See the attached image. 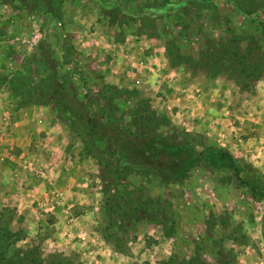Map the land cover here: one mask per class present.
Listing matches in <instances>:
<instances>
[{
  "label": "rangeland",
  "instance_id": "rangeland-1",
  "mask_svg": "<svg viewBox=\"0 0 264 264\" xmlns=\"http://www.w3.org/2000/svg\"><path fill=\"white\" fill-rule=\"evenodd\" d=\"M179 1L39 0L44 13L0 0V228L13 248L46 264H264V193L202 166L167 180L101 162L64 110L35 99L55 82L89 118L223 147L264 179V73L243 87L228 67L213 74L189 61L210 42L237 40L260 46L264 68V21L253 19L264 12L258 0H233L250 18L229 0ZM139 103L158 124L133 118ZM124 188L168 204L171 230L114 216Z\"/></svg>",
  "mask_w": 264,
  "mask_h": 264
},
{
  "label": "trees",
  "instance_id": "trees-1",
  "mask_svg": "<svg viewBox=\"0 0 264 264\" xmlns=\"http://www.w3.org/2000/svg\"><path fill=\"white\" fill-rule=\"evenodd\" d=\"M7 1L17 3L22 1L28 4L29 8L44 13H47V7L50 6V4L38 2L39 0ZM96 1L103 6L107 3V0ZM185 3L187 0H180L175 5L181 6ZM229 3L233 4L245 17H251L250 14L242 12L235 1L229 0ZM258 3L257 9L264 12V0H258ZM253 19L261 24L264 21L261 19V14L254 16ZM259 49L260 46L257 43L248 44L242 48L237 40H219L210 42L197 59L189 61L213 74L221 73L225 67H228L236 83L244 87L259 81L264 73L262 61L256 57V51ZM184 60L188 59L184 58ZM51 78L55 79V74L49 72L46 79L51 82ZM54 83L51 82L50 87L43 86L42 94L35 97L36 102L41 105L52 103L56 109L64 110L69 116L71 128L79 132L91 154L101 162L105 157H110L115 158L117 164L122 167L137 169L149 167L167 180L185 175L193 166H202L210 170L231 172L240 186L264 193V179L260 172L250 165L242 164L227 149L210 145L203 150H197L190 144L176 142L172 136H150L143 131L136 132L117 127L101 116L89 118L83 109L86 105L77 96L66 93L65 89L56 91ZM133 118L144 128L159 122L156 114L151 112L145 103L138 104V107L134 109ZM169 208L168 204L149 198L139 189L124 188L113 203L112 214L128 223L146 217L166 226V230L170 231L172 216L169 214ZM0 241H5V250L9 252L11 251L9 249L16 244L13 234L2 228H0ZM12 250L14 251L9 257L4 253L0 256V264L3 261L11 262V264H46L45 260L34 251L27 252L17 248Z\"/></svg>",
  "mask_w": 264,
  "mask_h": 264
}]
</instances>
